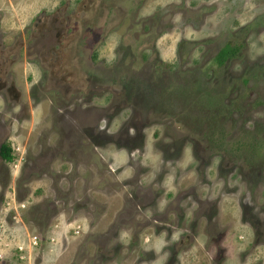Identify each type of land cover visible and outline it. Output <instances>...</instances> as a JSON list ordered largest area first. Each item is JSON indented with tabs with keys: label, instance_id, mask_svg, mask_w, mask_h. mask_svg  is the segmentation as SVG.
Masks as SVG:
<instances>
[{
	"label": "rangeland",
	"instance_id": "obj_1",
	"mask_svg": "<svg viewBox=\"0 0 264 264\" xmlns=\"http://www.w3.org/2000/svg\"><path fill=\"white\" fill-rule=\"evenodd\" d=\"M70 1L77 24L58 50L65 69L58 68L56 88L32 85L41 80L37 64L25 71L34 79L17 84L25 106L16 111L25 110L13 137L26 146L28 163L14 187L21 201L11 190L12 212L0 210V239L38 233L44 245L34 264H172L168 235L174 231L177 241L193 226L209 190L202 182L207 173L213 198L238 212L222 214L220 227L235 222L237 233L248 227L255 240L244 236L236 255L235 235L222 230L217 242L199 218L175 264H210L225 247L234 264H256L255 258L264 264V236L256 241L264 231V0ZM229 41L242 49L218 66L215 56ZM83 110H93L86 120L95 138L88 129L63 133L68 111ZM12 183L11 177L0 184V209ZM149 189L173 196L191 190L180 203L190 216L185 226L178 228L177 212L168 222L152 218L157 204L137 194ZM13 197L30 206L23 211ZM74 218L84 223L79 235L69 226ZM148 220L153 225L136 231ZM62 221L64 228H54ZM52 234L61 235L53 252L46 243ZM8 260L18 264L17 257Z\"/></svg>",
	"mask_w": 264,
	"mask_h": 264
},
{
	"label": "flooded vegetation",
	"instance_id": "obj_2",
	"mask_svg": "<svg viewBox=\"0 0 264 264\" xmlns=\"http://www.w3.org/2000/svg\"><path fill=\"white\" fill-rule=\"evenodd\" d=\"M70 3V0H0V184L7 178H13V183L10 184L4 196V202L6 203L5 205L3 203L2 209H0L6 215H9V213L12 212V202L10 200H6V197L9 196L11 190H13L15 196L17 197L18 194L14 188L16 187V179L21 175V170H23L25 165L28 163L26 146L24 144L21 146V142L13 137L16 132V122H19L18 119L21 118V114L25 110V108H23L18 112L16 111L17 105L25 106V104H21L19 101L21 93L18 92L19 90L17 84L21 82L23 83L24 81L27 82V80L31 78L34 79L33 73L27 74L25 71H31L26 70L28 69L29 64H37L41 70L39 71L41 80L40 82L32 85L39 86L42 88V91L46 90L47 85L50 84L53 88H56L54 83L60 81L57 78L58 68L61 70L65 69V65H62L58 60V55L60 53L58 50H64L65 46L69 44L68 33L73 30L74 25L77 24V22L74 21V13L76 12L72 13L69 11ZM30 8L33 9V13L29 16L28 10ZM16 9L21 10L19 15H17ZM13 11L16 12L15 17H11V12ZM36 58H38V60H35ZM20 68L21 70L19 71L18 69ZM20 72L26 74L27 76L24 77V74H20ZM44 75L46 76L45 81L42 80ZM71 90H73V88L68 85L67 91ZM123 105H126V103ZM92 112L93 110H83L82 114L75 112V114L70 116L68 111L66 115V120L68 121L66 125L67 127H65L62 132L65 134H71L73 132L76 133L75 131H79L80 129H88L95 138L96 130L95 128H92L88 123V120H86V116ZM203 122L207 123V121ZM87 123L88 125L85 127ZM201 123L202 122H191L192 126L196 128L198 125L201 126ZM125 135L127 138H136V136H130L129 134ZM218 137L221 138V134H219ZM179 141H182L180 137ZM17 143H19L18 145L20 146V153H16L14 149ZM217 146L219 147L218 144ZM149 149L156 151L154 147H150ZM141 153L143 152L141 151ZM18 154H21L22 159L20 163L16 165L15 156ZM177 160L180 159L178 158ZM218 169H220V167ZM203 174L204 177L202 182L208 184L207 187L209 190L204 202L199 199L200 207L198 212H195L197 218H195L196 220H194L195 222L193 223V226L192 223H189L187 225L189 231L185 229L186 231L180 235L177 241L176 239H171L174 235V231L168 235L170 240L169 242L175 243L174 255L171 258V260L174 261L172 264H175L176 260H179L178 258L180 257V254L178 249L188 245L191 239L193 240V235L195 234L199 218L204 221L205 231L207 224L210 225L214 231V235L211 231L210 233L206 231L209 237L213 236V238L217 239V234L223 236L224 231L222 230H227L224 237L228 235L229 238L230 234H234L236 236L235 237L233 235L236 239L235 242L242 240L244 236L255 240V237L251 232H249V230H247L248 227L245 224L244 225L247 228L240 226V228L242 227L244 230V235L237 233L234 230L235 222H233L228 228L220 227L218 222L222 214L225 218L229 215L235 217L238 212L235 210V206L232 203L221 200V196L218 195L213 198L216 192L213 188L215 181L211 180L207 173ZM221 183L222 182L217 181V184L220 185L219 190H224L223 184ZM140 188L143 189L142 186H140ZM190 192L191 190L185 189L177 196H173V192L171 191L164 195L163 191H161V193L155 191L153 194L152 189H149L144 190L143 192L138 190L137 194L143 198L144 202L148 201L147 203L149 204H157V207H155L157 208V212L152 214V218L154 220L163 219L162 221L168 222L170 215L173 212H175V214L177 212V216L179 217L178 228H182L185 226L186 220H188L190 216L187 215L184 208L180 207V203L182 200H186L189 196H191ZM196 196L198 197V195ZM162 197H165L166 203L162 202ZM11 200H14L17 204H19L23 211H26V209L30 206L29 202H17L15 197ZM17 200L21 201L18 197ZM164 206H166V208H163ZM63 222L64 221H62V223ZM72 222L78 223L80 220L79 218H74L70 223ZM81 222L83 229L84 223L83 221ZM150 224L153 225L150 220L145 222V224L138 223L136 231L142 233ZM169 225L171 224L164 223V226L167 228H169ZM164 226H159V229L161 230V228H165ZM87 229H89V225L88 228H85L84 230L86 231ZM262 229L261 232L258 233L259 237L256 238L258 239L256 241H259L262 236H264V231H262ZM219 240L222 239H217V242ZM258 244L260 245V242H257V244L253 245V247H257ZM204 247L206 248V246ZM161 249L164 253V247ZM220 250V253L218 250L219 258H211L210 264H234L232 263L233 260H230L233 256L229 255L227 248H220ZM234 252L236 255L240 253L239 251ZM153 260L154 259H152V261ZM171 260H168V262ZM245 261H247V258H245ZM253 262L256 264H262L263 261L255 258Z\"/></svg>",
	"mask_w": 264,
	"mask_h": 264
},
{
	"label": "built area",
	"instance_id": "obj_3",
	"mask_svg": "<svg viewBox=\"0 0 264 264\" xmlns=\"http://www.w3.org/2000/svg\"><path fill=\"white\" fill-rule=\"evenodd\" d=\"M16 153H20V146L16 145L14 147ZM15 164L18 165L22 159L21 154H18L15 156ZM64 228V224L62 222L56 223L54 225V228L57 227ZM69 226H71V229L73 228V235H79L82 229V224L80 222L78 223H70ZM31 235H27L26 238L21 240H15V239H0V260L5 259H13L14 257L18 258V264H34L35 262V256L37 254V251H39L44 245L42 237L38 233H30ZM61 235L52 234L50 235L46 243L50 246V251L53 252V246L60 244ZM51 264V263H50Z\"/></svg>",
	"mask_w": 264,
	"mask_h": 264
},
{
	"label": "trees",
	"instance_id": "obj_4",
	"mask_svg": "<svg viewBox=\"0 0 264 264\" xmlns=\"http://www.w3.org/2000/svg\"><path fill=\"white\" fill-rule=\"evenodd\" d=\"M241 49V44L229 41L219 49L214 60L218 66H223L228 60L237 57Z\"/></svg>",
	"mask_w": 264,
	"mask_h": 264
},
{
	"label": "crops",
	"instance_id": "obj_5",
	"mask_svg": "<svg viewBox=\"0 0 264 264\" xmlns=\"http://www.w3.org/2000/svg\"><path fill=\"white\" fill-rule=\"evenodd\" d=\"M14 13L16 14V12H14ZM19 14H20V13H17V15H19ZM234 245L236 246V248H238V249H239V250H238V249H236V250H234V251H239V252H240V251H242V249H241V248H239V246L237 245V242H235V243H234ZM258 246H260V245L258 244V245H257V247H258ZM261 257H264V256H261Z\"/></svg>",
	"mask_w": 264,
	"mask_h": 264
},
{
	"label": "water",
	"instance_id": "obj_6",
	"mask_svg": "<svg viewBox=\"0 0 264 264\" xmlns=\"http://www.w3.org/2000/svg\"><path fill=\"white\" fill-rule=\"evenodd\" d=\"M3 263L8 264L9 263V260L8 259L0 260V264H3Z\"/></svg>",
	"mask_w": 264,
	"mask_h": 264
}]
</instances>
